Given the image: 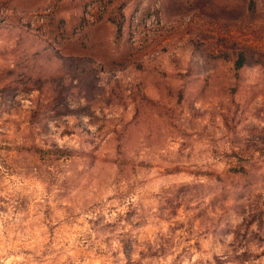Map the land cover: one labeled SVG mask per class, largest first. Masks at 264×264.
I'll return each instance as SVG.
<instances>
[{"label": "rangeland", "instance_id": "1", "mask_svg": "<svg viewBox=\"0 0 264 264\" xmlns=\"http://www.w3.org/2000/svg\"><path fill=\"white\" fill-rule=\"evenodd\" d=\"M108 41L116 45L111 55ZM257 63H264V0H0V262L141 264L155 254L134 260L133 233L169 221L215 240L241 217L237 239L240 228L264 230V90L249 87ZM130 110L114 143L90 131L106 126L97 111L108 121ZM72 138L78 153L68 147ZM206 145L223 169L206 172L205 184L169 190L151 215L142 201L108 208L114 200L124 207L116 196L80 213L58 202L100 173L113 171L115 183L150 171L141 156L175 149L183 158ZM52 168L78 175L49 203ZM97 208L116 215L105 223ZM89 213L96 219H85Z\"/></svg>", "mask_w": 264, "mask_h": 264}, {"label": "clouds", "instance_id": "2", "mask_svg": "<svg viewBox=\"0 0 264 264\" xmlns=\"http://www.w3.org/2000/svg\"><path fill=\"white\" fill-rule=\"evenodd\" d=\"M115 47L116 45L112 41H108L106 45L107 54L111 55V49ZM8 66L14 68L15 62H9ZM245 67L249 68L244 65L239 70ZM257 68L260 69V72L257 74L255 82L251 83L249 87L264 90V63H257L249 69ZM106 72L107 68L102 64L100 70L96 72V90H101L102 77ZM113 74L119 80L120 72L114 69ZM196 107L199 108L200 105L197 104ZM97 115L100 116L101 123L106 126L102 132H97V129L101 127V124H97L95 127L90 128V131L96 135H108L114 143V137L119 135L122 127L131 120L132 112L130 110L122 117L113 114L108 121H104V116L100 114V111H97ZM105 115H107V110ZM121 119H123V124ZM206 122L204 121V123ZM113 129H116V131L113 132ZM61 147H64V145L62 144ZM68 147L74 153H78L81 149L79 139L72 138L68 143ZM176 147H179V142H177ZM188 151L191 152V149ZM212 151V147L206 145L202 152L191 156L185 154L183 158H178L175 149L165 150L159 155L141 156L140 160L144 162L145 167H150V171H143L139 175L129 174V176H125L115 183L113 182L116 179L113 171L110 170L107 174L100 173L95 178H89L92 179L90 186L85 187V185H88V179H84L79 182L80 186L76 190L71 191L68 199L58 202L66 205L68 209L80 213L85 209V205L92 207L93 204L107 203L109 197L116 196L124 207L119 208L114 200L111 204H108V208L116 206L118 210L123 211L128 204H136L137 201H142L145 208L150 209L148 214L151 215L156 211L154 202L165 193H168L169 190H175L186 183L192 185L205 184L207 183L206 172L217 168L223 169V164L220 163L222 157L214 158ZM79 171H82V169ZM49 172L51 175L45 182V186L54 185L51 188L52 196L49 198V203H51L58 193L65 191L62 186L65 181L72 185L76 178L74 173L78 175V170L73 169V171L64 175L60 173L58 168L49 169ZM141 183L144 184V187L138 188ZM35 187L39 190L38 195H47L44 192V187L40 184ZM52 206L55 208L56 205L53 204ZM96 213L107 217L105 223L111 222L116 215V213H113L112 216H109L108 211L102 208H97ZM84 218L95 220L96 215L89 213ZM182 218L181 216L177 219L181 220ZM241 224H243V217L234 219L232 233L224 235L220 240H215L199 227L191 232L186 230L187 226L185 229L177 231L176 221H169V223L161 224L158 227L141 229L137 233H133V238L139 240V245L134 244L136 254L133 259L140 260L141 252L145 254L150 252L155 254V258L148 255L141 264H217L216 258L221 261V264H264V230H261L257 224H252L251 228H240L241 235L237 239L236 229ZM125 230L127 231V229ZM25 247L31 248L32 245L27 244ZM119 247V240L113 239L112 249L115 251ZM9 248L17 251L15 244L9 243ZM3 254H5V250L0 246V255ZM17 258L23 259L24 257L18 256ZM29 259H31L30 256ZM121 259H123L122 254ZM8 264H11V262L9 261Z\"/></svg>", "mask_w": 264, "mask_h": 264}]
</instances>
